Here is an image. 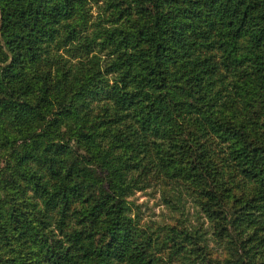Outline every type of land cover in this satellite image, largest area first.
<instances>
[{
    "label": "trees",
    "instance_id": "16d2710c",
    "mask_svg": "<svg viewBox=\"0 0 264 264\" xmlns=\"http://www.w3.org/2000/svg\"><path fill=\"white\" fill-rule=\"evenodd\" d=\"M0 264H264V0H0Z\"/></svg>",
    "mask_w": 264,
    "mask_h": 264
},
{
    "label": "rangeland",
    "instance_id": "374dc122",
    "mask_svg": "<svg viewBox=\"0 0 264 264\" xmlns=\"http://www.w3.org/2000/svg\"><path fill=\"white\" fill-rule=\"evenodd\" d=\"M129 197L136 204V211L141 224L158 228L173 217L170 216L172 211L162 202L157 190L145 187L141 190H135ZM184 206L189 219L194 222V207L187 200L184 202Z\"/></svg>",
    "mask_w": 264,
    "mask_h": 264
}]
</instances>
